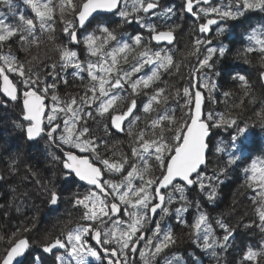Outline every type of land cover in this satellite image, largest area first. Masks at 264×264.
<instances>
[{"label":"snow or ice","instance_id":"obj_1","mask_svg":"<svg viewBox=\"0 0 264 264\" xmlns=\"http://www.w3.org/2000/svg\"><path fill=\"white\" fill-rule=\"evenodd\" d=\"M11 7V0H6ZM210 0H183L180 11L191 13L197 21L201 19V14L208 17L213 14L220 20L237 19L249 10H259L264 12V0H234L225 7H200L196 5L209 4ZM24 3L30 5L35 18H26L23 13L18 16V23H9L5 18H0V48L5 42L12 37L19 36L21 46L37 45L41 43L37 36V25L41 32H49V39H53L51 33L55 31L53 13L59 8L62 18L71 16L72 19L65 21L63 32L69 38L71 44H83L85 49L92 57H99L97 62L82 61L78 53L67 45H56L59 50V62L61 68L73 67L77 71L74 75L86 72L90 80V84L86 86L85 94L79 97H72L69 102L62 104L59 96L55 93V81L61 79L56 72L57 64H51L49 68H45V75L52 77L53 83L49 84L41 80L38 73H33L30 68H26V63L18 59L17 56L8 52L0 51V107L7 108L9 102H17L21 99L20 87L12 79L8 73H15L19 78V84L23 85V99L21 107V118L23 122L18 124L24 131L25 138L28 141H34L37 138H44L51 144H55L57 148L63 151V157L54 156V160H58L62 164V173L67 181L71 177L77 178L79 181L85 182L98 190L90 192L88 195L77 196L74 201V207H82L84 209L81 219L91 221L93 223L87 226H81L74 231L67 233L66 239L56 237L41 243V250L44 253L51 254L54 249L61 248L68 251L69 256L76 261V264H89L90 258L99 259V253L93 250L84 239L91 236L97 244L101 246L103 252L109 256L107 264H128L129 253L139 255L144 264H149L146 259V252L139 248L140 240H147V246L151 248L148 255L152 258V264H158L156 257L162 255L165 249L176 243L172 231L169 229L162 232L160 221L154 222V233L156 237L163 236L162 240L154 243L153 238L147 237L143 231L145 225L149 223L159 213L168 216L172 209L168 206L173 203L176 194H179L178 200L180 207L175 208V217L178 224L186 225L190 228L192 243L199 247L202 251L210 253L219 264V252L217 249L227 247L233 233L229 226L223 220L218 219L216 224L224 231V235L218 238L212 225L208 222V216L204 212H200L199 203L196 204L197 215L194 220L189 221L181 215L189 211L191 202L187 200L185 195L186 188L198 186L201 192H207V199L212 201L216 197V188L209 178V183L205 184V176L200 169L206 163V151L208 148L207 137L210 135L212 127H220L222 124L229 128H235V132L231 136L230 147L233 150L229 156V163H236L242 158L237 155L240 152L239 141L246 137L249 128L246 125H238L236 119L225 120L223 116L216 120L211 114L207 120L202 118V92L201 89H214L215 83L211 81L205 82L198 75L199 69H212L213 64L210 61L217 54L223 57L227 49L221 45L217 48L208 47L207 55L198 61V68L193 70V80L190 86L183 88V96L188 106V111L182 122H180L175 114H169L167 109L158 110L157 105L166 104L170 99L169 95H164L165 89L156 88L149 96L148 102L144 104L143 111L146 114L157 112L155 118L150 120V126L156 128L163 125L170 131H174L171 141H168L163 135L164 127H161V135L155 139H146L143 132L139 136L134 137V146L131 149L132 158L139 160L143 167L132 163L127 157L123 163L110 162L109 159H101L100 163L103 169L98 167L93 159H90L87 153H95L98 143L95 138L85 139L88 128H77L79 121L85 116H91V111H85L84 105L88 108L95 106L96 114L99 116H107L110 118V125H105L106 131L112 129L117 132L124 131L125 121L128 123V135L132 136V124L139 119L135 117L137 110L136 95H139L138 89L149 90L154 83L159 80V72L161 69L167 70L173 65L172 56L164 49H153L149 44L145 43L144 33L139 32L130 35L127 39L117 37L114 30L110 29L107 24L101 23L98 26V32L83 34L82 30L91 23L96 13H110L119 17L122 25H131L133 23L139 25L144 32L148 33L149 41L174 42V27L167 30H160L158 25L150 18L157 17V10L161 8L159 0H59L57 5L52 4V0H24ZM177 9L168 6L163 9L164 15L174 16ZM141 13L143 15H141ZM217 19H206L205 22L199 24L200 33H208L210 26L218 24ZM264 29V26H260ZM225 32L224 28L219 30L218 35ZM264 32L258 33L257 29H253L249 40L254 41L255 46L264 54V38L261 36ZM82 37V38H81ZM109 42H114L115 47L111 51L105 52V46ZM211 45V40L197 39L195 44ZM138 49L139 59L133 64L128 71L117 68V54H124L123 59L128 61L127 52ZM254 47H248L247 52L251 53ZM133 59H136L133 57ZM110 61V62H109ZM146 66H151L152 71L149 75L140 76L132 79L134 74L139 73ZM116 69L113 76V71ZM264 79V71L260 74ZM83 79V77H81ZM238 79L244 85H247V78L244 74H237ZM67 83V80H64ZM44 84L41 89L40 85ZM125 84L132 90V95L128 98L130 102L124 104V110L117 111L114 105L117 101H123L124 97L118 95V91L124 89ZM211 85V88H210ZM98 89V91H97ZM193 89L195 91L193 92ZM52 90L51 99L53 101L50 111H46L45 99ZM177 89V95H179ZM91 95H88V93ZM228 95V93H225ZM162 97V99H161ZM19 106V105H18ZM63 112L66 119L63 120V126L59 123V113ZM262 124H264V113H257ZM135 117V118H134ZM46 118V123H45ZM59 133V135H57ZM64 146L69 149L75 148L78 153L71 150H64ZM220 152L226 151L224 148L217 149ZM97 159H100L97 155ZM149 158L159 166L158 176H149L145 179V175L150 170ZM130 164L131 170L127 171L124 181L117 184L109 180H102L104 170L109 172L121 173L124 171V165ZM15 160L12 161V170L14 171ZM223 171V170H221ZM247 171V170H246ZM252 175L248 176V180L257 183L259 191L256 195L261 203L256 208L260 221L259 227L264 231V163L259 167L255 161L251 164ZM36 175L35 172L32 173ZM139 180V185L134 181ZM177 181L181 183H177ZM43 190V194L48 197L51 205H57L60 199V193L55 183L49 181L37 180ZM51 183V186L49 184ZM251 187V185H249ZM109 189L111 191H109ZM255 191V189H254ZM112 196L116 202H109L107 197ZM257 203L256 200L253 201ZM124 208L121 209L120 205ZM128 217V220L122 218L113 221V229L101 232L100 228L95 226V222L104 223L102 217L119 216ZM123 226V227H120ZM251 226V225H249ZM118 229V234H117ZM30 229L24 227L18 229L17 233H13V239L5 252L0 254V264H23V258L26 257L31 245V240L24 233ZM112 244L119 246V251ZM264 250V243L261 245ZM123 256V259L120 257ZM115 258V259H113ZM264 258V251H254L248 249L244 253L243 259L251 261L252 264H259V259ZM58 264H65L62 256L57 258ZM34 261H38L39 257H34ZM164 264H181V258L173 255V257H165Z\"/></svg>","mask_w":264,"mask_h":264},{"label":"trees","instance_id":"obj_2","mask_svg":"<svg viewBox=\"0 0 264 264\" xmlns=\"http://www.w3.org/2000/svg\"><path fill=\"white\" fill-rule=\"evenodd\" d=\"M58 3L59 0H52L54 6ZM20 13H23L26 18H35L30 5L24 3V0H11V7H9L6 0H0V18H5L9 23L15 24L18 23ZM57 15L58 12L55 10L53 13L55 31L51 33L52 37L55 38L50 40L49 32H41L37 25V36L41 43L37 45L26 44L22 47L19 36H15L5 42L0 51L8 52L11 50L13 55L26 63V68H30L33 73L40 74L41 80L49 84L54 81L52 77L45 75V68L50 70L49 66L51 64H57L56 72L61 79L55 81L57 86L54 91L59 96L61 103L65 104L72 97L79 100V97L85 94L86 86L91 82L86 72L74 75L77 71L75 68L60 67L59 50L56 47L58 45L56 39L60 35L59 27L56 26L58 22ZM238 18L240 25L238 26L237 68L240 72L234 70L232 61L231 65L229 61H226L225 65L231 66L228 74H233L230 82L233 89L219 90L222 82H220L218 69L208 70L211 76L207 79L215 83L216 87L211 90L204 89L206 102L204 119L207 120L208 115L211 114L216 120L223 116L225 120L236 119L238 125L248 126L247 136L239 141L240 152L237 155L242 154V158L236 163H229V156L233 151L230 147L231 136L235 132V128H229L223 124L220 127H212L210 129L211 136L208 140L207 162L201 171L206 174L205 184L209 183V178L218 177V179L214 178L211 181L216 188V197L214 200L209 201L207 192H201L198 186L186 188L185 195L187 200L191 202V206L189 211L181 213L191 223L197 215L196 204L199 203V211L207 214L208 222L212 225L216 236L221 239L225 233L216 224V221L218 219L223 220L229 226L233 235L226 248L217 249L220 254L219 264H252L251 261L243 259L244 253L248 249L258 252L264 251L261 249V245L264 243V231H261L259 227L260 221L256 212V208L261 203L256 195L259 188L256 182L248 180V176L252 175V162L255 161L258 167L264 163V124L257 116V113H264V88L259 79V73L264 71V54L255 46L254 41L249 40L253 29H257L258 33L264 32V29L260 27L264 26V12L249 10ZM94 23L96 25L95 30H91V33L101 35L98 32V26L103 23L114 30L118 38L124 37L127 39L130 36V34L124 36L123 32L117 31V29H121V22L116 15L100 16V19L94 20ZM90 32L87 31L86 34ZM261 38H264V35ZM52 45H55L56 49L52 50ZM115 46L114 42H109V45L105 46V52L111 51ZM250 46L255 49L251 53L246 51ZM136 51L138 49L127 52V62L123 59L124 54H117V68L121 72L130 70L131 66L137 62L139 56ZM32 52L35 53L34 56H32ZM171 56L173 65L167 71L171 69L174 72L178 70L180 55ZM133 57L136 59H133ZM79 58L85 63L88 61L97 62L99 59V57L90 56L87 50L86 54L80 55ZM115 71L116 69L113 71V76ZM151 71L152 67L146 66L145 70H141L140 74H136L139 77L146 76ZM164 71L166 70H160V77ZM241 72L247 78V85L235 79L237 74H242ZM136 74L132 77L133 80L138 78L135 76ZM8 75L19 85L21 93L23 85L19 84L20 78L15 73H8ZM65 79L67 83L64 82ZM184 81L189 82V84H185ZM192 82L191 77L184 76L169 77L168 80L159 78L151 89H138L140 94L135 96L137 100L135 117H139V119L132 124V136L128 135L129 121H125L124 131L121 133L115 132L114 129L106 131L105 125H110V118L107 114L99 116L96 114L95 106L88 108L87 105H84L85 111H91L92 115L85 116L83 120L78 122L76 127L81 130L85 127L88 128L89 131L84 138H95L98 143L95 153H87L89 158L93 159L102 169L104 166L100 163L101 159L123 163L125 157L139 167H143L139 160L132 158L131 149L134 146V137L143 132L146 139H155L161 135V127H164L163 125L156 128L150 126V120L155 118L157 112L144 113V104L148 102L149 96L156 88H163L165 89L164 95H169L170 99L166 104L157 105V109H167L169 114H175L177 119L182 122L186 118L185 114L188 111V106L185 103L181 83L182 87H186L190 86ZM43 86L42 83L40 85L41 89ZM177 89L180 90L179 95L176 94ZM225 93H228V95H225ZM51 95L52 90L49 91L46 97L48 111L51 110L53 104ZM88 95H91V93L89 92ZM118 95L124 97L123 101H117L114 105L119 112L124 110V104L129 102L128 98L132 95V90L128 84H125L124 89L118 91ZM20 106H22L21 101H17L9 102L7 108L0 107V254L4 253L9 246L10 241L13 239V233H17L18 229L27 227L30 231L24 233V235L31 240V252L34 251L37 255L36 251L40 250L42 242L54 239L56 236L61 238L72 228L76 229L84 225V220L81 219L84 209L74 207V201L77 196H85V191H88L89 188L82 186L74 177L69 178L67 181L64 179L62 164L53 159L54 156L63 157V151L57 148L55 144H51L46 136L30 143L26 141L23 129L17 127L18 124L26 123L22 121ZM58 115L59 123L63 126V120L67 117L63 112ZM174 134V131L164 127L163 135L168 141L172 140ZM218 148H224L226 151L220 152L217 150ZM64 150L78 153L77 149H69L68 146H64ZM97 155L100 159L96 158ZM13 160H15L14 171L12 170ZM149 164L151 167L145 175V179L149 176L159 175V166L154 158H149ZM54 169L62 183L61 186L58 184L56 187L60 193L57 209L50 206L48 197L43 194L40 184L37 183V180L51 182V174ZM128 170H131L130 164H125L124 171L121 173L104 170L103 180L112 181L111 176H114L118 181L115 183L119 184L120 180V182L124 181ZM33 172L36 173L35 176L32 175ZM134 183L139 185L140 181L136 180ZM49 186H51V183ZM109 191L111 190L109 189ZM178 196L179 194H176L173 203L168 205L172 209L168 216H163V219H161L162 213L157 215L156 221H160L162 232L170 229L176 243L170 245L162 255L156 257V261L158 264H164L165 257L171 258L175 255L181 258V264H217V260L210 253L202 251L192 243L190 228L176 222L175 208L180 207L182 203L178 200ZM111 199L113 200L112 196ZM254 200L257 201L256 204L253 203ZM147 225L148 223L143 230L148 229ZM103 226L100 227L102 230ZM153 233L154 225L148 230L147 237L153 238L154 243L163 239L162 235L156 237ZM41 236L46 240L39 241L37 238ZM144 243L146 259H148L149 264H152V258L148 255L151 248L147 246L146 239L140 242V248L143 249ZM99 247L94 245L96 249H99ZM111 247H115L119 251L118 245L112 244ZM51 254V257L55 256L53 253ZM29 255H27L23 264H27ZM120 259H123V256ZM128 264H144V260L141 259L140 255H136L135 259L130 260L129 253ZM259 264H264V258L259 259Z\"/></svg>","mask_w":264,"mask_h":264},{"label":"flooded vegetation","instance_id":"obj_3","mask_svg":"<svg viewBox=\"0 0 264 264\" xmlns=\"http://www.w3.org/2000/svg\"><path fill=\"white\" fill-rule=\"evenodd\" d=\"M159 3L161 5V8L159 10H157V13H158L157 17L150 18L149 22L154 21L158 25L160 30H167L168 28L175 26L174 27L175 39H174V42L172 44L166 45V44H157V43L150 42L148 33L144 32V30L139 25H137L135 23H133L131 25H122L121 24V29H117V31L120 33L123 32L124 36H126L127 34L132 35L134 33L143 32L145 43L149 44V46L151 48H153L154 50L155 49H164L165 51H167L169 54L173 55L174 57H176L177 55H180V58L178 60L179 61L178 70L172 72V70L169 69L168 71L164 72L160 77L163 80H168L169 77H175V76L191 77L193 79V70L198 68V61L200 59H203L207 55V48L209 46L213 47V48H217V47L223 45L227 49L225 55L223 57H220L218 54L216 56H214L213 60L210 61V63L213 64V68L212 69L201 68V69H199L198 75L200 77H202L204 79V81L206 82V78H205L206 72L208 70H213V69L217 68L219 78H221L220 82H222L219 90L233 89L230 86L231 85L230 84L231 77L233 74L232 75L228 74L229 68L231 66L225 65L226 64L225 62L229 61L230 65H231V61H232L234 63V70L240 72L237 68L238 67L237 66L238 26L240 25L239 18L220 20V18L215 16V14L208 16V17H205V16H203V14H201V19L199 21H197L196 18L191 13L180 11V7L183 3V0H159ZM230 3H234V0H222V1L216 0V1H211L209 4L201 3L200 5H196V8L198 9L200 7L207 8V7H216V6L225 7V6L229 5ZM173 5L177 9L176 15L169 16V15L162 14L164 8H166L168 6H173ZM56 10L58 12L59 8H56ZM141 15H143V14L141 13ZM100 16H106V14H98L95 16V18L92 19V21H94L96 19H100ZM57 18H58V21L62 22L61 20H59L58 15H57ZM209 18L217 19L219 21V23L211 25L210 31L208 33H200L199 32V24L202 22H205L206 19H209ZM70 19H72V17ZM158 21H160V22H158ZM221 28H224L225 32L223 34L218 35L219 30ZM63 29L64 28H63V24H62V26L59 28V31H61V33H60L59 37L56 39V41H58V44L69 46L72 50H74L78 53V56H80L82 54H86L85 46L82 43L79 45L71 44L69 41V38L67 36H65ZM87 31L90 32L89 30H82L83 34H86ZM197 39H200L202 41L203 40H211L212 43H211V45H207V44L202 43L201 45L197 46L195 44V41ZM136 52L138 53L139 50ZM228 55H230V56H228ZM145 69H146V67L142 70H145ZM140 73L141 72H139V74ZM260 73H259V75H260ZM135 76L139 77L138 74H136ZM184 83L189 84V82H186V81H184ZM192 83H194V80ZM181 88L182 89L184 88V87H182V83H181ZM194 91H195V89H193V92ZM201 92H202L203 99H204L205 90L201 89ZM111 200L112 199H108L109 202ZM50 206H51V204H50ZM57 207H58V204L52 208L57 209ZM156 218H157V216H156ZM155 221H156V219H155ZM153 225H154V223H153ZM153 225H152V227H153ZM147 228H148V225H147ZM151 228H148L147 230H143V231H145L147 234L148 230ZM56 237H58V236H56ZM56 237H54V239ZM64 237L65 236H62L61 238L64 239ZM92 241H93V239H92ZM94 245H96L98 247L100 246L99 244H95V243L93 244V246ZM99 249L101 250L102 255L105 258L109 259L108 255L103 254L104 252H103V249L101 248V246L99 247ZM135 257H136V253L135 254L130 253V260L135 259ZM113 259H115V258H113Z\"/></svg>","mask_w":264,"mask_h":264},{"label":"rangeland","instance_id":"obj_4","mask_svg":"<svg viewBox=\"0 0 264 264\" xmlns=\"http://www.w3.org/2000/svg\"><path fill=\"white\" fill-rule=\"evenodd\" d=\"M58 17H59V20H61L62 22H60V21H58L57 22V27H61L62 26V24H63V28L65 27V21L66 20H68V19H70L71 18V16H65V17H63L62 18V16H61V13H60V11H58ZM95 23H94V21H92L91 20V23H89L87 26H86V29H84V30H89V31H91V30H95ZM60 33H61V31H60ZM53 38H55V37H53ZM57 44H58V42H57ZM59 45V44H58ZM51 48H52V50H54V49H56V47H55V45H52L51 46ZM35 55V53L34 52H32V56H34ZM167 71V70H166ZM166 71H164V72H166ZM209 71H207L206 72V82L207 81H210V79H207L209 76H211V74L210 73H208ZM202 98H203V95H202ZM130 102V101H129ZM204 102H205V100H204ZM206 103V102H205ZM47 104H48V101H47ZM47 111H48V106H47ZM68 118V117H67ZM52 178H51V183H55V185H56V187L58 186V184L61 186L62 185V183L60 182V177H59V175H58V173L55 171V169L54 170H52ZM116 179L117 178H115L114 176H111V180H112V182H118V181H116ZM121 181V180H120ZM119 181V183H121ZM118 184V183H117ZM86 187V186H85ZM87 188H89V190L88 191H85V196L86 195H88L90 192H92V191H96L95 189H93V188H90V187H87ZM97 193H98V195H102V194H99V192L98 191H96ZM108 199V198H107ZM118 204H119V202H118V200H115ZM111 202V201H110ZM120 207H121V209H123L124 208V205L123 204H121L120 205ZM123 207V208H122ZM83 209V208H82ZM122 213V212H121ZM120 213V215L118 216V217H116V218H112L111 217V219L109 218V217H102L101 219L102 220H104V223L103 224H101L99 221H97V222H95V226L96 227H98V228H100L101 226H103V225H105V226H103L102 228H103V230L101 229V232L103 233L104 231H109V230H111V229H113V221H115V220H117V219H120V217L123 215V213L121 214ZM122 219H124V220H128V217H126V216H122L121 217ZM84 223V225L83 226H87L88 224H91V223H93V222H91V221H84L83 222ZM99 225V226H98ZM120 227H123V226H120ZM79 228V227H78ZM77 229V228H76ZM75 228H72L70 231H74V230H76ZM117 233H118V229H117ZM147 235V234H146ZM66 236H67V234L65 235V237H64V239H66ZM39 241H44V240H46L45 238H43V236H41V237H38L37 238ZM84 239L87 241V243H88V245L93 249V250H96L98 253H99V259H96V258H90L89 259V264H107V261H108V258H105L103 255H102V252L99 250V249H95L94 248V246H93V241H92V238H91V236H86V237H84ZM142 241V240H141ZM140 241V242H141ZM90 242H92V243H90ZM140 245V244H139ZM139 248H140V246H139ZM143 250L145 251L146 250V247H145V243L143 244ZM37 252V255L35 254V252L33 251V252H31L30 253V255L28 256V261H27V264H58V261H57V257L58 256H62L63 258H64V260H65V264H76V261L75 260H73L70 256H69V254H68V251L66 250V249H64L63 251H57V252H52L55 256H52L51 257V255L52 254H46V253H44L42 250H41V248H40V250H37L36 251ZM136 255H139V252H137L136 253ZM34 257H39V260L38 261H34L33 260V258Z\"/></svg>","mask_w":264,"mask_h":264},{"label":"water","instance_id":"obj_5","mask_svg":"<svg viewBox=\"0 0 264 264\" xmlns=\"http://www.w3.org/2000/svg\"><path fill=\"white\" fill-rule=\"evenodd\" d=\"M211 1H216V0H210V2ZM220 1H222V0H220ZM209 2V3H210ZM98 14H106V15H111L110 13H103V12H101V13H96V14H94V17L96 16V15H98ZM153 43H156V42H153ZM159 44H166V45H170V44H168L167 42H161V43H159ZM262 72V71H261ZM261 74V73H260ZM9 78H10V76H9ZM11 79V78H10ZM259 79H260V82H261V84H262V86H263V88H264V79H261V77H260V75H259ZM22 93H23V91H21V99H20V101H21V105H22V99H23V96H22ZM2 95V94H1ZM45 104H46V106H48L47 105V99H45ZM204 109H205V102H204V99L202 98V118L204 119ZM46 111H47V108H46ZM115 132H117L116 130H114ZM117 133H121V132H117ZM210 136H211V130H210V135L207 137V143H208V140H209V138H210ZM39 138H37L36 140H38ZM36 140H34V141H36ZM26 141L27 142H33V141H28L27 139H26ZM66 151V150H65ZM208 151H209V145H208V148H207V151H206V162H207V155H208ZM74 152V151H73ZM74 153H76V152H74ZM206 165V163L204 164V165H202L201 166V169L200 170H202L203 169V167ZM97 166L98 167H100L98 164H97ZM74 177V176H73ZM75 178V177H74ZM76 179V181L77 182H79L82 186H86V187H90V188H93L92 186H89V185H87L85 182H82V181H79L77 178H75ZM104 179V176H103V174H102V180ZM177 183H181V182H179V181H177ZM94 189V188H93ZM96 190V189H95ZM96 191H98V190H96ZM108 199H111V196H109V197H107ZM111 202H116V201H114V200H111ZM117 203V202H116ZM52 207H55L56 205H51ZM158 213H159V211H158ZM157 213V214H158ZM120 215V214H119ZM157 216V215H156ZM156 216L153 218V220H151L150 222H149V224H148V228H151L152 227V225H153V223H154V221H155V219H156ZM117 216H112V218H116ZM145 232V231H144ZM146 233V232H145ZM141 241V240H140ZM140 241H139V244H140ZM93 242L95 243V244H97L96 243V241L95 240H93ZM32 247V246H31ZM31 247H30V249H29V251H28V253H27V255L31 252ZM64 249H61V248H56V249H54L53 250V252H57V251H63ZM46 254H49V253H46ZM103 254H105V253H103ZM27 255H26V257H27ZM26 257H24L23 258V262L25 261V259H26Z\"/></svg>","mask_w":264,"mask_h":264}]
</instances>
